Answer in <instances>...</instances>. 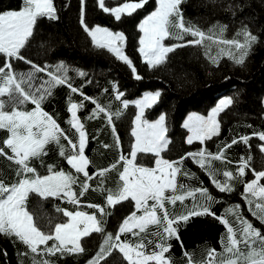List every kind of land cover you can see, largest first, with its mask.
Instances as JSON below:
<instances>
[{
    "label": "trees",
    "instance_id": "1",
    "mask_svg": "<svg viewBox=\"0 0 264 264\" xmlns=\"http://www.w3.org/2000/svg\"><path fill=\"white\" fill-rule=\"evenodd\" d=\"M53 2L58 19L46 17L38 19L33 36L21 50V54L34 65L48 66L49 71H55L58 64L65 65L68 69L69 82L72 87L80 90L73 93L67 85L57 86L42 102L41 107L56 119L73 142H78V133L68 123L71 119L68 109L70 103L83 104L77 116L84 124L87 133L85 155L91 161L87 169L89 174L93 175L101 169L109 168L118 161L121 154L130 158L129 153L135 141L132 136L134 118L138 113L134 102L145 94L159 91L161 95L158 102L145 110V117L148 120H156L162 114L166 116L167 136L171 143L162 153L165 159L175 161L201 148L216 153L234 139L250 137L247 145L242 141L232 144L225 152L226 159L212 161L211 167L217 171L216 179L224 182L226 179L222 174L224 171H231L236 175L241 158L251 157L250 167L245 170L246 175L242 180L231 181L234 191L221 192L212 183L208 171L190 157L185 159L182 165V171H187L189 175H178L177 183L193 188H207L215 197L216 202L212 204L211 211L217 216H224L226 209L239 205L243 217L264 234V224L252 217L248 210L249 205L244 199V183L255 179L251 169L257 172L264 170V152L260 151V145L264 144V141H260L258 136L254 135L264 132V0H185L181 5L185 22L190 21L206 33L214 26L217 31L219 26H226L227 31L224 33L226 38H236L243 42V37L236 36V33L243 28L256 35L259 43L253 47L244 65L235 64L227 55L222 56L218 64L212 63L209 56H216L219 49L215 44H211L210 51L206 55L205 46L210 43L206 40L204 45L176 48L175 51L167 54L165 63L156 67L150 66L139 51L142 34L139 25L157 8V0H148L142 9H137L131 16L122 15L119 21L115 20L112 14L104 12L99 7L98 0H53ZM125 2H138V0H105L106 6L110 8ZM20 6L21 0H0V12L18 10ZM81 19L90 28L101 25L116 32H123L126 37L123 51L135 66L136 73L107 49L96 47L84 30ZM191 39L194 38L186 35L184 41L169 38L163 43L167 46ZM6 59L0 54V66ZM11 63L13 71L18 74L33 71L32 65L23 60L12 58ZM79 72H84L86 75L80 76ZM137 74L142 78L136 79ZM36 75V86L49 79L46 73ZM117 90L123 94L120 100L116 99ZM81 92L84 95H80ZM224 96L232 97L234 103L220 113L219 135L206 140L204 144L200 142L188 144L186 141L189 132L184 127L187 116L192 112L208 115ZM85 97L95 99L112 113L122 109L123 100L130 102L118 119L114 117L115 134L108 125L105 114L92 117L95 104ZM34 107L29 102L20 106V110L31 111ZM116 135L119 136V144L116 142ZM8 136L7 130H0V147H5L3 141ZM61 143L68 152H71L67 141L62 138ZM47 148L48 155L42 157V164L35 160L32 162L40 175H49V166L54 171H71L75 175L74 169H71L66 159L60 156L58 146L50 144ZM5 151L11 154L9 149L5 148ZM155 159L152 153L137 155V163L145 167H154ZM16 167L4 156H0V179L7 184L15 183L19 179L15 175ZM122 170L121 161L116 170L107 173L103 178L102 187L115 190L118 183H121L118 174ZM78 175L81 181L84 180L82 173ZM100 179L96 176L89 181L91 187L83 196H79V205L70 204L66 199L58 197L41 199L32 194L29 196L28 209L35 212V218L41 225L46 226L49 220L53 224L69 220L57 209L96 213L98 218H101L97 208L88 207V205H99L108 213L102 217L105 233H112L115 236L123 220L135 211L134 202L129 199L115 206H109L106 201L107 192L95 190ZM259 183L264 184V179ZM73 187L79 193L80 185L76 184ZM168 194L170 193H166ZM197 199L199 200V193ZM166 206L170 213L179 215L192 208L193 200L189 197L183 203L178 201L175 206L170 204ZM227 218L232 223L234 217L229 215ZM149 230L152 231L154 228ZM178 235L179 240L173 238L167 241L172 247L165 255L171 258L172 264H189L184 252L191 254L192 264H206L211 249H215L218 253L222 252L221 240L226 239L227 234L225 226L218 219L211 215H203L190 217L186 223L181 221ZM104 238L105 235L101 233H92L91 236L83 238L85 251L82 254L40 256L30 253L27 246L15 237L0 234V264H32L34 258L49 259L53 264H89L99 252ZM137 239L130 233L121 235L122 241ZM151 239L158 242L159 238ZM52 243L53 241H49V246ZM152 248L153 246L149 245V251ZM241 250L246 251L243 245ZM25 253L28 255H24ZM100 264H127V261L123 259L122 254L114 250L112 255L106 260H101Z\"/></svg>",
    "mask_w": 264,
    "mask_h": 264
},
{
    "label": "snow or ice",
    "instance_id": "2",
    "mask_svg": "<svg viewBox=\"0 0 264 264\" xmlns=\"http://www.w3.org/2000/svg\"><path fill=\"white\" fill-rule=\"evenodd\" d=\"M184 2L185 0H158V7L139 25L143 33V37L139 40L141 45L139 51L147 63L156 67L165 63L167 54L175 51L176 48L204 45L207 40L210 43L205 46L206 55L210 51L211 44H215L219 49L216 56H209L212 63L218 64L220 58L227 55L235 64L244 65L253 47L259 43V38L247 28L236 33L237 37H243V42L236 38H226L224 36L227 31L226 26H219L218 31L214 26L206 33L190 21L185 22L181 9ZM147 3L148 0H138V2H125L120 6L110 8L106 6L105 0H98L99 7L104 12L112 14L117 21L121 20L122 15L131 16ZM45 17L58 19L53 0H21L18 10L0 12V54L7 58L0 66V130H7L9 133L8 138L3 141L5 147H0V156H4L17 166L15 175L19 178L11 184L0 179V234L15 237L27 246L32 254L65 256L82 254L85 251L82 244L83 238L91 236L92 233H101L105 235V238L99 252L89 261V264H100V261L106 260L114 250L122 254L127 264H172L171 258L165 255L172 247L167 241L173 238L179 240L180 222L186 223L193 216L211 215L225 226L227 235L226 239L221 240L222 252L218 253L215 249H211L206 264H215L217 255L226 257L221 259L220 264H264V234L254 227L251 221L243 217L239 205L226 209L224 216H217L211 211L212 204L216 202L215 197L207 188H193L177 183L178 175H189L187 171H182V165L183 161L190 157L201 168L208 171L212 177V183L221 192L234 191L231 181L242 180L246 175L245 170L250 167L251 157L241 158L236 175L231 171H224L222 173L226 178L224 182L216 179L217 171L211 167L212 161L226 159L225 152L232 144L242 141L247 145L250 137L243 136L239 140L234 139L216 153L201 148L175 161L165 159L162 153L171 143L167 136L166 116L162 114L155 121H149L145 117V110L153 107L160 98L161 93L157 91L134 102L139 112L134 118L132 136L135 142L129 153L130 158L121 154L118 161L111 164L109 168L101 169L90 175L87 169L91 161L85 155L88 142L87 133L84 130V124L77 116L83 104L73 102L70 103L68 109L71 113L68 123L78 133V142H73L56 119L41 107L42 102L52 94V89L57 86L67 85L73 93L80 90L72 87L65 65L58 64L55 71H49L48 66L34 65L21 54V50L33 36L37 20ZM81 24L96 47L107 49L128 64L133 73H136L135 66L123 51L126 40L123 32H113L101 26L90 28L83 19H81ZM186 35L194 39L167 46L163 43L169 38L184 41ZM12 58L32 65L33 71L19 74L14 72ZM37 73H46L49 79L36 86ZM78 74L86 75L84 72ZM135 78L141 79L142 77L137 74ZM80 95L84 94L81 92ZM122 95L117 90L116 99L120 100ZM85 99L95 104L92 117L105 114L107 123L115 134L114 117L118 119L122 115V110L127 109L130 102L123 100L122 109L112 113L110 109H106L95 99L91 97H85ZM29 102L35 106L33 110H20V106ZM233 103L232 97L221 98L207 116L195 114L189 116L184 127L191 135L187 137L186 142L192 144L196 140L204 144L206 140L219 135L220 113ZM8 108L11 110H6ZM254 135L258 136L260 141H264V132L254 133ZM62 138L70 145L71 152H68L65 145L61 143ZM116 142L119 144L118 135H116ZM50 144L58 146L60 156L66 159L71 169H74L75 175L71 171H54L51 166H49V175L39 174L32 162L35 160L42 164V157L48 155L47 146ZM5 148L9 149L11 154L5 151ZM260 151L264 152V144L260 145ZM139 153L154 154L155 166L145 167L138 164L137 155ZM121 161L123 170L118 174L121 183H118L115 190L103 188V178L107 173L116 170ZM251 171L255 179L244 183V199L249 205L248 210L252 217L264 224V184L259 183L261 179H264V170L257 172L251 169ZM81 173L84 177L82 181L78 175ZM96 176L101 179L95 190L107 192L106 201L109 206H115L129 199L134 202L135 211L123 220L115 236L112 233H105L102 217L108 213L99 205H88V207L97 208L101 218H98L96 213L88 214L83 211L57 209L69 220L55 224L49 220L46 226L41 225L35 218L34 211H29L28 200L32 194L41 199L58 197L66 199L70 204L79 205V196H83L90 189L89 181ZM76 184L80 185L79 193L74 190L73 186ZM166 193L170 194L166 195ZM197 193H199V200ZM189 197L193 200L191 209L179 215L169 212L166 205L175 206L178 201L183 203ZM150 201L152 203H149ZM229 215L234 217L232 223L227 218ZM233 224L237 227L234 228ZM150 228L154 230L150 231ZM126 233L138 239L122 241L121 235ZM151 238L159 239L158 242H154ZM49 241H53L51 246H49ZM149 245L153 246L151 251H149ZM241 245L246 251L241 250ZM41 246L44 247L41 248ZM184 256L188 258L189 264H192L191 254L184 252ZM32 264H53V262L49 259L36 260L34 258Z\"/></svg>",
    "mask_w": 264,
    "mask_h": 264
},
{
    "label": "rangeland",
    "instance_id": "3",
    "mask_svg": "<svg viewBox=\"0 0 264 264\" xmlns=\"http://www.w3.org/2000/svg\"><path fill=\"white\" fill-rule=\"evenodd\" d=\"M157 7H158V0H157ZM143 22V21H142ZM141 22V23H142ZM96 26H101V25H96ZM95 27V26H94ZM101 27H106V26H101ZM106 28H108V27H106ZM110 31H113V30H111L110 28H108ZM113 32H116V31H113ZM142 33V32H141ZM143 37V33L141 34V38ZM140 38V39H141ZM124 44H125V42H124ZM143 56V55H142ZM143 59L145 60V58H144V56H143ZM146 61V60H145ZM225 97H230V96H224L223 98H225ZM141 99V98H140ZM217 104H218V102H217ZM216 104V105H217ZM138 112H139V109H138ZM210 113V112H209ZM138 114V113H137ZM202 115V114H199V113H196V112H192L191 114H189V116H192V115ZM188 116V117H189ZM202 116H207V115H202ZM188 117L186 118V120H185V123L187 122V120H188ZM158 119V118H157ZM156 119V120H157ZM149 121H155V120H149ZM188 130V129H187ZM189 132V131H188ZM191 135V133L189 132V135L188 136H190ZM135 142V141H134ZM193 142H199V141H196V140H194ZM205 143V142H204ZM236 225V224H235ZM235 225H233V227H235Z\"/></svg>",
    "mask_w": 264,
    "mask_h": 264
},
{
    "label": "crops",
    "instance_id": "4",
    "mask_svg": "<svg viewBox=\"0 0 264 264\" xmlns=\"http://www.w3.org/2000/svg\"><path fill=\"white\" fill-rule=\"evenodd\" d=\"M145 95H147V94H145ZM145 95H144V96H145ZM144 96H143V97H144ZM143 97H142V98H143ZM142 98H141V99H142ZM139 100H140V99H139ZM188 116H189V115H188ZM188 116H187V117H188ZM184 124H185V122H184ZM29 175H30V174H29ZM218 256H219V255L216 256V262H215V264H217V263L220 264L219 261H221L222 258H226V257H220V258H219Z\"/></svg>",
    "mask_w": 264,
    "mask_h": 264
}]
</instances>
